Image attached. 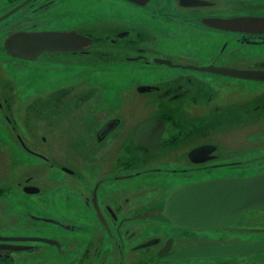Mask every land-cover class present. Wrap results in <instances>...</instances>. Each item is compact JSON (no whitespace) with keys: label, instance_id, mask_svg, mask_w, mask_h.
<instances>
[{"label":"rangeland","instance_id":"1","mask_svg":"<svg viewBox=\"0 0 264 264\" xmlns=\"http://www.w3.org/2000/svg\"><path fill=\"white\" fill-rule=\"evenodd\" d=\"M213 1V6L184 9L173 0H151L142 6L129 0H52L45 10L27 9L30 20H14L8 26V31L73 28L96 37L120 29L137 32L134 35L137 43L132 46L95 44L85 55L44 52L31 61L10 57L0 43V235L52 238L59 240L62 247L60 252L54 245L30 240L38 247L14 253L12 264L72 263L80 252L75 246L82 239L81 245L85 244L88 232L82 235L36 217H50L71 225L90 221L89 214L93 212L84 206L86 186L77 189L74 185L84 178L94 180L109 172L111 176L100 184L99 192L110 196L114 206L123 203V214H127L141 211L159 196L202 178V175L186 178L171 171L186 164L185 151L192 144L204 141L216 144L219 156L209 162L220 164L219 171H229L237 177L264 171V82L144 63L156 54L181 65L264 70V42L247 43L233 32L197 27L198 17L205 15L264 16V0ZM101 42L106 40L98 39ZM139 48L144 50L143 58H126L136 55ZM185 76L195 81L203 80L201 76L209 77L206 78L209 88L195 98L190 90L173 99L160 96L158 91L139 90L143 84L164 86L168 79ZM183 85L189 86L185 82ZM49 95L54 99L50 104ZM76 99L82 101L75 103ZM66 104H72L71 109H64ZM160 113L178 117L177 128L181 130H188L189 119H194V125H189L191 136L179 142L180 148L169 144L138 161L131 145L133 128ZM109 118L119 119L120 124L100 140L97 129ZM120 160L129 161L131 166H124ZM186 165L201 167L189 162ZM66 169L75 174L69 175ZM134 171H141L136 178L112 177ZM26 185L40 186L41 194L25 193ZM49 187L54 189L51 197L43 195ZM82 189L85 190L80 192ZM123 195L128 199L127 206L122 201ZM153 220L137 219L129 223L131 235L144 224L150 229L135 232L134 242L150 234ZM238 225L264 227V207L251 209ZM94 233L89 230L90 235ZM241 233L242 238H264V232L246 236ZM112 240L126 244L124 235L123 240L118 234ZM98 242L92 240L90 248L93 253L100 251L90 254L91 262L84 264H112L117 254L115 264L119 260L123 264H145L138 261V254L128 252V246L124 253L116 252L117 247L111 248L103 231ZM261 258L264 254L251 256L253 261ZM202 260H189L185 264H209Z\"/></svg>","mask_w":264,"mask_h":264},{"label":"flooded vegetation","instance_id":"2","mask_svg":"<svg viewBox=\"0 0 264 264\" xmlns=\"http://www.w3.org/2000/svg\"><path fill=\"white\" fill-rule=\"evenodd\" d=\"M150 1L151 0H148L143 5H147ZM173 1L175 2L177 7L184 8V9H199L202 7L205 8L206 6H213L215 3V1H213V0H205L208 2V4L188 6V5H185L184 3L188 2V1H192V0H173ZM50 2H52V0H0V29H2L1 31L3 32V33H0V39H1L0 43L2 42L1 43L2 47L4 48V46H3V41L5 39L4 37H6L11 32L18 31V30L39 31V30H31V29H27V30L17 29V30L8 31L10 28L8 26L11 25L12 21H14V20H18V21H22V22H26L27 20H30L31 19L30 16L28 17L26 15L27 9H29V8L33 9L34 8V9H37L36 11H42V10H45L47 8V5ZM131 3H133V2H131ZM133 4H135V3H133ZM136 5H138V4H136ZM138 6H142V5H138ZM12 9H14V10L10 14L1 18L2 15H4L5 13H7L8 11H10ZM206 16H208V15H205L203 17H206ZM243 16H247V15L244 14ZM261 16H263V15H261ZM203 17L202 16L198 17L197 23L198 24L200 23V24L197 27L202 28V29L210 28V27L204 25L203 23H201V19ZM211 29H214V28H211ZM65 30H74L81 35H84V36L91 38V40H92L91 45L87 49L75 50V51H61V52H66V53H71V54L79 53V54L85 55L90 51V49L95 44L106 45V46L107 45L108 46H114V45H119V44H123V45L125 44V46H132V45H135L137 43L136 40L134 39L137 36V35L134 36L137 32L131 33L127 29H120L118 32H113L111 34L106 33L104 36H98V37L94 36L91 32L78 31V30L73 29V28H69V29H65ZM217 30H219V29H217ZM221 31H225V30H221ZM229 32H231V31H229ZM139 33H141V32H139ZM233 33H236V36L238 37V39H240L243 42L259 43V42L264 41V40L258 38V37H263L264 34L257 35V34H247V33H239V32H233ZM131 36H134V37L132 38ZM139 36H141V35L139 34ZM98 39H104V40H106V42L98 43ZM143 52H144V50H141L139 48V52H137L136 55H133V57H132V55H130V56H127L126 58H136V57L143 58L145 56V54ZM48 53H58V52H48ZM158 58H163V57H160L156 54H153L151 56V59H145L144 63H146V64L153 63L154 67H157L156 64H162V63L157 62L156 59H158ZM163 59H165V58H163ZM172 63H174V62H172ZM174 64H176V63H174ZM170 67H175V66H170ZM222 76H225V75H222ZM227 77H230V76H227ZM201 78H204V79L200 81L199 79L196 78L198 81H195V80H193L192 77L185 76L183 79H181V78L168 79L165 82L164 86H162L161 84H157V83L143 84V85L148 86V87L149 86L154 87L151 90H149V92L150 91H158L160 96L165 95V96L169 97L170 99L183 96L184 94H187V92L190 90L192 91V93H194L193 98H195L198 95H201V94L203 95L205 93V90H204L205 88H209V86L206 85L209 82V80L206 78H209V77H202L201 76ZM231 78H235V77H231ZM236 79H240V78H236ZM251 81H253V80H251ZM183 82L187 83L189 86H192L193 88L190 89L189 86L184 87ZM50 98L52 99L51 101H50ZM50 98L48 97V103L49 104H50V102H53V100H54L52 98V96H50ZM79 101H82V100L76 99L75 103H77ZM71 105L72 104H68V105L66 104L64 106V109H66V108L71 109V107H72ZM215 107H217V106H215ZM177 118L175 115L167 114V113H160L157 116H152L150 118H146V119L162 120L164 123L163 132L157 138V141L155 142L156 146L154 147L153 152H150V150H151L150 148L145 147V146H141V145H137L133 142V137L135 134V128H136L137 124L139 123L138 122L135 125V127L133 128V131L131 133V135H132L131 145H132V151L135 153V159L140 161L141 159H143L145 157L148 158L149 156L157 153L158 151H160L161 149H163L165 146H167L169 144H173V145L177 146L178 148H180L179 142L184 141L185 139H188L189 136H191L189 125L190 126L194 125V119H189L188 130H181V129L177 128V124H178ZM146 119H144V120H146ZM206 119H207V117H206ZM118 120H117V118H109L98 127L97 132H98V137L100 140H103L109 133H111L113 130L116 129V127L120 124V122ZM166 131H167V133H166ZM236 135L239 136L238 133H236ZM152 137H154V136H152ZM150 140H151V144L153 145L154 144L153 138ZM204 144H209V145L215 146V148L204 153L203 157H209V158L202 161V162L192 161L189 158L188 153L192 149H194L200 145H204ZM186 149L187 150L185 151V155H184V156H186L184 159L185 163L187 164L189 162L191 164H195V165H198L201 167H199V168H197V167L194 168V166L187 167V165L185 164L183 167L179 168V170L177 168H172L171 171H173L174 173L178 172V173H175L177 175L179 173L182 175H185L186 178L187 177L194 178L195 176H201L202 175L201 179H195V181L188 182L187 184L197 182V181H202V180L221 178V177H237L236 175H233L229 171H225V170L219 171L218 166L220 164H216L217 162H209L211 160L213 161V160L217 159L219 156L217 153L218 146L216 144L210 143L208 141H204V142L192 144L191 147L186 148ZM36 155H38V154H36ZM120 161H124L123 162L124 166H129V167L131 166V163L127 160H120ZM221 165H223V164H221ZM262 166H264V165H262ZM202 169H204V170H202ZM149 170H153V169L149 168ZM158 170H160V169H158ZM67 171H69L68 172L69 175L75 174V171L72 172L69 169ZM199 171H201V173H198ZM261 171L259 173H261ZM77 172L80 174L79 171H77ZM140 172L141 171L118 173V174H114V176H112V177L124 179V178H132L133 176H135V178H136L140 174ZM110 176H111L110 173L105 171L102 174H100L99 177L96 176V178L94 180H92V178L87 177V178H84V181L82 183L74 184L77 187V189H79V187L86 186L85 189L87 192H86V196H84V200H85L84 206L90 208L91 211L93 212V215H92V213L89 214L90 215V221L86 220L85 222H81L80 224L71 225V224H63V222L58 221V220L53 219V218H50V217H36V218H40V219L45 218L47 220H41V221H48V222H52L54 224H59V225H62V227L64 226V228L69 227L67 229L76 230V231H78V233H81L82 235H84L85 233L88 232V236L86 237L85 244L81 245V242L84 241V239H82V240H80L79 244H77L75 246V250H80V252L77 256H74V259H73L72 263H70V264H84L85 261L91 262L90 260H88L89 255L98 253L100 251V249H99L98 251L93 253V251L90 248L91 244H92V240L95 239L98 242V237H99V235L102 234V231L104 232V235L107 238V240L111 243V248H113V246L115 245L117 247L116 252L120 251V253H124L125 252L124 251L125 246H128V252L132 253L133 255L135 253L139 255L138 261L140 263L151 264V262H149V261H152L153 264H166L168 262H171L170 264H185V262L189 261V260L190 261L193 260L194 262H196V261H199L200 259H203L202 261L209 262V264H264V258L257 259L254 261L251 260V256L253 254H264V253L230 254V255H220V256L207 257V258L200 257V258H189V259H172V260L167 259L172 254H175V253L182 251V250L191 249V248L207 247V246H221V245H227V244L264 242V238H258L257 240H254V239L249 238L248 236L246 238H242L240 236L242 234L241 233L242 231H243L244 236L248 235V233L258 234L259 232H264V227L253 228V227H249V226H239L238 225V222L251 209L246 211L243 216H241L239 219L235 220L232 223L226 224V225L221 226V227H215V228L204 229V230L183 228V227H180V226L173 224L171 221H169L165 216H163L160 213L159 214H150L153 211L160 210L163 208L164 200L172 190L169 193H167V195L164 197L159 196L157 198V201H155L154 203H151V205H149V207L143 208L141 211L137 210L135 212L123 214V212H124L123 203L117 204L116 206H114V204H112V201H110V196H107L105 194L101 195L99 192V188H101L100 184H102L105 180H108V178H110ZM27 184H29V183H27ZM187 184H185V185H187ZM26 186H28V185H26ZM183 186H184V184H183ZM181 187H182V185H181ZM21 188H23V186H21ZM38 188L39 189L37 192H32V193L25 192V193H27L29 195L30 194H36V193L41 194V192H42L41 187L39 186ZM125 188L127 189L129 187L127 186ZM85 189H82L80 192H82ZM175 189H177V187ZM118 190H120V189H118ZM88 192H89V194H87ZM0 193H1V190H0ZM52 193H54V189H51L50 187L43 191V195L50 196V197H51ZM125 199H126V201H125ZM127 200L128 199L125 197V195H123L122 201L126 202L125 206H127V204H128ZM259 207H264V206H259ZM252 209H254V208H252ZM121 212H122V215L119 216V214ZM151 218H154V220H153L154 224L151 226L150 234L147 235L146 237H143V239L134 242L135 232L140 234V233L146 232L147 229H148V231H150V229H149V227H147L144 224L138 228H135L132 231V235H131L130 227H128L129 223L132 221H135L137 219H142V220L146 221V220H149ZM50 220H52V221H50ZM148 222L151 223V221H148ZM90 229H92L95 232L93 235L89 234ZM211 230H216V231H211ZM222 232H223V235L221 236L220 233H222ZM116 234H118V236L120 237L121 240H123V235H124V240L126 241V244H125V242L118 243L116 240H112V238H114V235H116ZM27 235L28 234H25L21 237H24ZM216 235H217V237H216ZM0 236L11 237V236H20V234H18V235H16V234L11 235L10 234V235H0ZM130 240L132 243H130ZM57 241L59 242V247H57L56 245H54V246H56V248L58 250H60V252H61L62 251L61 242L59 240H57ZM98 243L101 245L103 244L100 242H98ZM12 245H20V246L24 245V246H28V248L17 250V249H13V248L9 247ZM51 245H53V244H51ZM37 247L38 246L30 240H26V241H22V240L0 241V264H12L15 262L14 253H19L21 251H31L32 249H35ZM117 255L113 256L112 264H115L114 259ZM123 263L124 262L120 261V260L118 262V264H123Z\"/></svg>","mask_w":264,"mask_h":264},{"label":"water","instance_id":"3","mask_svg":"<svg viewBox=\"0 0 264 264\" xmlns=\"http://www.w3.org/2000/svg\"><path fill=\"white\" fill-rule=\"evenodd\" d=\"M135 4L143 5L148 0H129ZM188 6L208 4L205 0H192L184 3ZM14 9L8 11L5 17ZM204 25L225 31L264 34V16L247 15L232 17L206 16L201 19ZM91 38L81 35L74 30L51 31H24L18 30L9 33L3 46L8 55L24 60H35L45 52H61L84 50L91 45ZM157 62L168 66L187 68L197 71H206L244 80L264 82L263 69H237L226 66H194L174 64L171 60L158 58ZM154 87L141 86L140 91H149ZM164 123L162 120L146 119L139 122L135 128L133 142L137 145L150 148L154 151L157 138L162 134ZM154 136V137H152ZM153 138L154 144H151ZM215 148L204 144L192 149L188 156L194 162H202L209 157L204 153ZM28 193L37 192L38 188L27 186ZM264 206V172L245 177H221L193 182L172 190L164 200L163 208L150 214H162L173 224L196 230L221 227L239 219L249 209ZM42 220H47L42 218ZM52 221V220H50ZM34 240L42 241L59 247L56 239L45 237L0 236V241ZM9 245V244H8ZM10 248L21 250L28 246L12 245ZM264 253V242L227 244L221 246H207L191 248L170 255L167 259H189L200 257H214L230 254Z\"/></svg>","mask_w":264,"mask_h":264},{"label":"trees","instance_id":"4","mask_svg":"<svg viewBox=\"0 0 264 264\" xmlns=\"http://www.w3.org/2000/svg\"><path fill=\"white\" fill-rule=\"evenodd\" d=\"M258 38H260V39L264 40V37H258ZM263 42H264V41H263Z\"/></svg>","mask_w":264,"mask_h":264}]
</instances>
